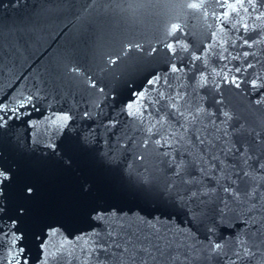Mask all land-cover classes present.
Listing matches in <instances>:
<instances>
[{
  "label": "water",
  "instance_id": "95a60500",
  "mask_svg": "<svg viewBox=\"0 0 264 264\" xmlns=\"http://www.w3.org/2000/svg\"><path fill=\"white\" fill-rule=\"evenodd\" d=\"M192 2L0 0V264H264V0Z\"/></svg>",
  "mask_w": 264,
  "mask_h": 264
},
{
  "label": "snow or ice",
  "instance_id": "6c2138e0",
  "mask_svg": "<svg viewBox=\"0 0 264 264\" xmlns=\"http://www.w3.org/2000/svg\"><path fill=\"white\" fill-rule=\"evenodd\" d=\"M247 2V3H254V0H233V4H232V11H238V9L236 8V4L239 3L241 7H243V4ZM191 8H194V9H199L201 7V3H200V0H193V2L189 5ZM245 12H247V9L245 8L244 9ZM228 13L227 11L225 12V16H227ZM245 28H247V24L244 25ZM173 28L175 29L176 26L173 25ZM169 47L171 48V45H169ZM111 63H115V59L111 60L110 61ZM232 83L236 86V87H239V83L233 79L232 80ZM253 84L255 85V82H253ZM225 116L227 117V113H225ZM261 168H264V164H261L260 165ZM0 176H4V172L3 171H0ZM5 179H7V177H4ZM3 191H4V182L3 180H0V195L3 194ZM22 191L24 192L25 195H31L32 192H33V187L31 185H26L24 186V188L22 189ZM220 245H216V248H219Z\"/></svg>",
  "mask_w": 264,
  "mask_h": 264
}]
</instances>
